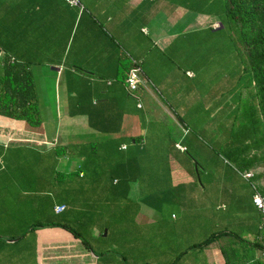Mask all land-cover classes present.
<instances>
[{
    "label": "crops",
    "instance_id": "1",
    "mask_svg": "<svg viewBox=\"0 0 264 264\" xmlns=\"http://www.w3.org/2000/svg\"><path fill=\"white\" fill-rule=\"evenodd\" d=\"M77 1L0 2V64L7 54L28 66L41 118L31 127L0 117V158L14 159L0 174V264H264L263 217L252 201L254 187L261 190L257 165L236 178L241 188L222 178L204 185L189 161L164 163L151 153L189 150L180 141L162 144L164 121L187 137L177 115L193 118L195 110L196 75L168 56L193 55L197 32L237 49L222 26L224 0L206 10V0ZM135 65L139 101L124 87ZM89 147L117 157L88 164ZM72 165L83 203L72 202ZM169 165L165 177L158 168ZM86 184L96 190L94 204ZM91 217L98 251L72 225L87 227Z\"/></svg>",
    "mask_w": 264,
    "mask_h": 264
},
{
    "label": "rangeland",
    "instance_id": "2",
    "mask_svg": "<svg viewBox=\"0 0 264 264\" xmlns=\"http://www.w3.org/2000/svg\"><path fill=\"white\" fill-rule=\"evenodd\" d=\"M7 1L13 2L14 0H0V2ZM204 2L201 3L203 10L213 8L210 0ZM233 2L240 16L238 22L232 23V36L239 53L237 49H229L227 43L225 48H223L225 42L213 37L209 40L205 34L197 32L191 44L193 55L189 52L168 56V61H175L177 67H183L184 70L190 69L196 75V85L193 88L194 92L192 94L195 110L193 118H189L185 112H180L177 115L178 122L184 128L187 125L189 126L190 134L187 137L175 126L172 119L164 121V130L166 129L164 132L167 133L164 135L165 142H162V144L166 145L169 143L172 145L176 141H180L183 144L187 143L189 147L188 152L182 155H177L176 151L151 153L154 154L152 158L162 159L164 163L166 161L169 162L168 160L171 159L176 161L181 158L189 161L191 163L190 167L195 173L194 175L199 176L202 183L205 178L214 180L222 178L225 181H231L233 188H241V184L236 178L239 179L248 167L242 166L231 157L223 142L226 141L228 137L227 132L233 124L236 123L235 129L237 132L239 131L238 125L241 122H245L240 118L242 107L244 108L245 106L244 101L239 100L241 93L244 100H248V104L255 106L257 118L264 121V0H233ZM181 41L183 42L182 39ZM181 41L179 39L177 42L181 43ZM205 41L207 42L204 44ZM217 41L218 45L216 44ZM189 42L191 43V40ZM215 44L218 47L216 51ZM241 59L249 70L255 69L257 78L260 80L258 83L255 81V85L245 94L244 90L250 84V75L245 72ZM169 65L171 68V62H169ZM214 131L217 134H214ZM234 145L236 146L235 143ZM93 149L96 151L95 147H89L88 152H86L87 159L89 160L88 164L96 162V158L106 161L112 156L114 158L117 157L112 149L106 150L107 147L101 151L99 150L98 157L95 155L96 152H93ZM248 154L258 158L257 171H255L258 175L256 183L260 189L264 190V147L253 149ZM9 155L7 153L5 157L0 158V166L3 170L0 174L7 172H4L3 165L7 167L8 160H14L13 158L10 159ZM28 164V161L26 163L21 162V166L23 167ZM100 169L105 173L110 168L102 167ZM158 169L161 170L162 175L165 177L173 173V167L170 165L161 166ZM66 172L72 177V202L78 203V200L81 199L83 203L85 197L79 195L78 183L80 181L77 177L76 165H72L71 169ZM239 180L242 182L241 179ZM247 182L253 184L254 180ZM86 185V191L89 193L88 201L94 204V193L96 190L94 186ZM207 193L211 202L218 200L217 195L210 191H207ZM225 201L229 202L230 200L225 198ZM82 209H85V206H82ZM91 222H94V217L90 218V223L86 224L87 227L74 223L72 225L82 233L84 239L93 246V249L98 251V245L95 244L91 236Z\"/></svg>",
    "mask_w": 264,
    "mask_h": 264
},
{
    "label": "trees",
    "instance_id": "3",
    "mask_svg": "<svg viewBox=\"0 0 264 264\" xmlns=\"http://www.w3.org/2000/svg\"><path fill=\"white\" fill-rule=\"evenodd\" d=\"M224 5L225 21L222 26L232 34V23L238 22L240 16L233 0H224ZM246 68L250 75V83H256L255 81L258 83L260 80L257 78L255 69L249 70L247 66ZM243 101L245 106L242 107L240 118L245 122L239 124V131L228 136L225 148L231 157L249 169L257 165L258 158L249 156L248 153L253 149L264 147V121L257 118L255 106L248 104V100ZM0 117L12 121H22L31 127L41 125L39 106L28 66L7 54L0 64ZM260 191L264 194L263 189ZM72 234L81 238L80 234L75 231H72ZM208 241L206 242L208 243ZM82 242L85 243L84 240Z\"/></svg>",
    "mask_w": 264,
    "mask_h": 264
},
{
    "label": "built area",
    "instance_id": "4",
    "mask_svg": "<svg viewBox=\"0 0 264 264\" xmlns=\"http://www.w3.org/2000/svg\"><path fill=\"white\" fill-rule=\"evenodd\" d=\"M68 3L70 5H73V6L79 5L77 0H68ZM141 84H142L141 69H140L139 65H135L128 72V75H127L125 82H124V87L130 95L134 96L138 100L136 92L139 90ZM138 106L141 107V104L138 103ZM177 148L182 150V148L179 145H177ZM243 177L245 179H251L252 174L246 173L243 175ZM252 201H253V204L256 207V209L260 212V214L263 217V220L260 224V232H261V240L260 241L264 245V194L257 187H254V194L252 196ZM64 209H65L64 206L57 207L55 209V211L56 212H62ZM262 255L264 257V248L262 251Z\"/></svg>",
    "mask_w": 264,
    "mask_h": 264
}]
</instances>
